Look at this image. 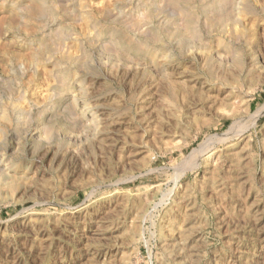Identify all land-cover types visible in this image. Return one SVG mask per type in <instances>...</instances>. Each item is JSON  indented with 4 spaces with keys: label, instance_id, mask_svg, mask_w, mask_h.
<instances>
[{
    "label": "rangeland",
    "instance_id": "1",
    "mask_svg": "<svg viewBox=\"0 0 264 264\" xmlns=\"http://www.w3.org/2000/svg\"><path fill=\"white\" fill-rule=\"evenodd\" d=\"M263 106L264 0H0V264H264Z\"/></svg>",
    "mask_w": 264,
    "mask_h": 264
},
{
    "label": "bare ground",
    "instance_id": "2",
    "mask_svg": "<svg viewBox=\"0 0 264 264\" xmlns=\"http://www.w3.org/2000/svg\"><path fill=\"white\" fill-rule=\"evenodd\" d=\"M263 107H264V106H263ZM262 114H263V112H262L261 109H257L256 111H254L253 114L251 115L252 124L255 125V124L258 122V120L261 118ZM234 115H235V114H233L232 112L229 113V116H230L231 118H233V123L229 126L228 131L233 130V128H234V127L236 126V124L238 123V121H237L236 119H234ZM237 127H238V126H237ZM233 131H235V130H233ZM228 133H229V132H227L226 134H223V136H224V135H227ZM215 137H216V136H215ZM220 137H222V136H220ZM228 137H229V136H228ZM212 138H213V137H212ZM224 138H225V137H224ZM226 138H227V136H226ZM209 139H210V138H208L206 141H203V142L198 146L197 149H194V150L189 154V156L187 157V161H188V159L191 161V159H193L195 156H197V158H194V159H197V160H196L195 164L190 165L189 167L184 168L182 171H185V169H186V170L188 169V170H191V171H192L194 168H196V167H198V166L200 165L199 160H200V158L203 157L204 153L207 154L208 152L212 151L213 148H210V146H209V147L206 146V143H207V141H209ZM222 140H223V137H222ZM198 158H199V160H198ZM190 161H189V162H190ZM189 162H188V163H189ZM182 173H183V172H182Z\"/></svg>",
    "mask_w": 264,
    "mask_h": 264
}]
</instances>
